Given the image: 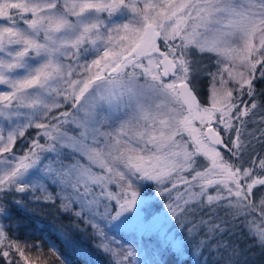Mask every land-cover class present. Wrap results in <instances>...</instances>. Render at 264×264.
Returning a JSON list of instances; mask_svg holds the SVG:
<instances>
[{"label":"snow or ice","instance_id":"snow-or-ice-1","mask_svg":"<svg viewBox=\"0 0 264 264\" xmlns=\"http://www.w3.org/2000/svg\"><path fill=\"white\" fill-rule=\"evenodd\" d=\"M40 201L92 229L59 264L264 257V0H0V264Z\"/></svg>","mask_w":264,"mask_h":264},{"label":"trees","instance_id":"trees-1","mask_svg":"<svg viewBox=\"0 0 264 264\" xmlns=\"http://www.w3.org/2000/svg\"><path fill=\"white\" fill-rule=\"evenodd\" d=\"M194 59H198L195 57ZM199 60L201 61V67L204 65H207L210 70H214V66L211 64V62L205 57V56H199ZM200 84L202 85V89H206L207 85V78H202ZM259 90V86H258ZM67 131H69V134H72L71 132V126H67ZM34 132L33 129H29L28 133ZM26 133V135L28 134ZM43 139L41 140V143H43ZM19 143V141H18ZM65 151H68V149H65ZM77 159L80 160L81 163H87L86 160L80 158L77 156ZM95 170V169H94ZM55 191V189H53ZM141 192L145 195H147V198L155 205H157L160 208L161 212L167 213V199H161L158 197L155 193V189L152 187L147 188V190L142 189ZM255 192V190H254ZM175 193H173L174 195ZM18 195H26V194H18ZM57 204H59V201H56ZM31 211L24 212L19 209H16L13 207V215L16 219L20 220L22 223V227L20 228L19 234H18V241L22 244V246H25L26 254H29L34 264H42L43 260L48 259L50 260V264H59V261L56 260L54 257L49 256V249L48 244L45 240V237H48L50 240L56 242L57 244H60V237L59 233L62 232H68L71 234L72 238L75 239L77 242H80L84 244L85 246L91 248L93 243V237L90 235L92 229L88 227L85 223H83L81 220L70 216L68 214L63 213L59 208L54 207L53 205L40 201V202H33L30 204ZM169 219H171V214L168 213ZM76 224L79 226L80 229L87 228L86 233H81L80 231L76 230L75 228L69 227L72 224ZM243 229V226L241 225L240 228L237 230L238 232ZM176 233H181L182 229L179 227H176L175 229ZM130 239V237H126ZM121 237L117 236V240L119 241ZM25 241H27L30 244H35L37 241H39L43 245V252H38L35 248H32L29 252L27 246L25 245ZM145 244L148 245V247L151 249L153 248L154 242L149 243L147 240L144 241ZM210 243H214V241H210ZM241 243V246H243L245 243H252L250 239H248L246 230L244 231L243 239L239 241ZM61 251H64V246L60 244ZM253 252L258 251V249L253 248ZM101 261H103V257H98ZM164 259L169 260V264H172L173 258L169 256H165ZM184 264H191V260H185ZM209 264H211V259H209ZM251 264H264V257L262 256H256L254 260L251 261Z\"/></svg>","mask_w":264,"mask_h":264},{"label":"rangeland","instance_id":"rangeland-1","mask_svg":"<svg viewBox=\"0 0 264 264\" xmlns=\"http://www.w3.org/2000/svg\"><path fill=\"white\" fill-rule=\"evenodd\" d=\"M197 58H198V60H199V56H197ZM200 87L202 88V85H201V84H200ZM141 195L147 197V195L143 194L142 192H141ZM163 212H164V211H163Z\"/></svg>","mask_w":264,"mask_h":264}]
</instances>
